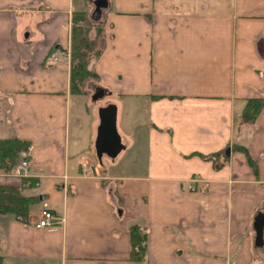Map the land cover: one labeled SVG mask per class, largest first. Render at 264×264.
<instances>
[{
  "label": "crops",
  "instance_id": "1",
  "mask_svg": "<svg viewBox=\"0 0 264 264\" xmlns=\"http://www.w3.org/2000/svg\"><path fill=\"white\" fill-rule=\"evenodd\" d=\"M83 10L0 0V141H28L30 163L24 185L0 167V185L34 197L25 219L0 213V264H264V106L240 122L264 99V0H109L96 77L72 93ZM43 209L64 222L36 228Z\"/></svg>",
  "mask_w": 264,
  "mask_h": 264
},
{
  "label": "trees",
  "instance_id": "2",
  "mask_svg": "<svg viewBox=\"0 0 264 264\" xmlns=\"http://www.w3.org/2000/svg\"><path fill=\"white\" fill-rule=\"evenodd\" d=\"M89 18L88 11L76 12L73 17L71 33V91L72 93H85L88 80L95 78L96 73L91 68V62L98 57L102 50L101 39L103 27ZM94 32V34H93ZM264 106V99L251 98L241 114V124L254 122ZM245 150V147L238 146ZM29 148V142L17 137L0 141V167L5 171H12L20 160L22 151ZM249 162L253 160L249 157ZM27 182L22 178V184ZM24 185V184H23ZM29 184V186H31ZM34 197L21 194V190L12 186L0 185V213H12L18 218L25 219L29 214V207ZM131 256L142 261L146 255V233L139 225L130 227Z\"/></svg>",
  "mask_w": 264,
  "mask_h": 264
},
{
  "label": "water",
  "instance_id": "3",
  "mask_svg": "<svg viewBox=\"0 0 264 264\" xmlns=\"http://www.w3.org/2000/svg\"><path fill=\"white\" fill-rule=\"evenodd\" d=\"M94 10L92 12L91 18L94 21L101 20L103 12L109 6V0H93ZM116 106L114 104L109 105L104 108L101 112L103 126L100 132V141L99 147L105 145L109 141L112 135V132L115 130L116 123ZM256 227V244H263V227H264V215L260 214L255 222Z\"/></svg>",
  "mask_w": 264,
  "mask_h": 264
},
{
  "label": "built area",
  "instance_id": "4",
  "mask_svg": "<svg viewBox=\"0 0 264 264\" xmlns=\"http://www.w3.org/2000/svg\"><path fill=\"white\" fill-rule=\"evenodd\" d=\"M29 164L28 156L26 152H23L21 162H19V164L14 168L13 174L16 177L25 176L28 172ZM63 222L64 218L62 216L49 209H43L39 219L34 223V225L36 228H55Z\"/></svg>",
  "mask_w": 264,
  "mask_h": 264
},
{
  "label": "rangeland",
  "instance_id": "5",
  "mask_svg": "<svg viewBox=\"0 0 264 264\" xmlns=\"http://www.w3.org/2000/svg\"><path fill=\"white\" fill-rule=\"evenodd\" d=\"M104 13V12H103ZM89 18H90V20H91V14L89 15ZM95 22V21H94ZM97 22H99L93 29H95L98 25L100 26H102V23L104 22V14H103V17H102V19L101 20H99V21H97ZM93 34H94V32H93ZM87 85V84H86ZM20 160L18 161V163L19 162H21V159H22V154H20V158H19ZM18 165V164H17ZM16 165V166H17ZM15 166V167H16ZM13 171H14V169H13ZM13 171H11V172H13Z\"/></svg>",
  "mask_w": 264,
  "mask_h": 264
}]
</instances>
